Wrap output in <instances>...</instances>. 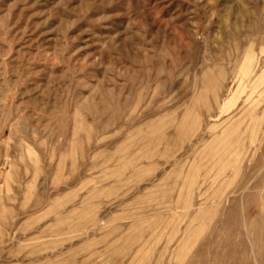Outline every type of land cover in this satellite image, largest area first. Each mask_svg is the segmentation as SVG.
<instances>
[{
    "label": "rangeland",
    "instance_id": "rangeland-1",
    "mask_svg": "<svg viewBox=\"0 0 264 264\" xmlns=\"http://www.w3.org/2000/svg\"><path fill=\"white\" fill-rule=\"evenodd\" d=\"M0 264H264V0H0Z\"/></svg>",
    "mask_w": 264,
    "mask_h": 264
}]
</instances>
